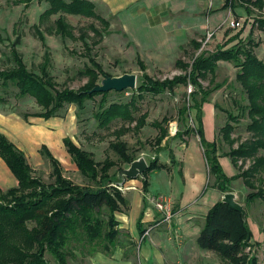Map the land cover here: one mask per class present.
Instances as JSON below:
<instances>
[{"label":"trees","instance_id":"1","mask_svg":"<svg viewBox=\"0 0 264 264\" xmlns=\"http://www.w3.org/2000/svg\"><path fill=\"white\" fill-rule=\"evenodd\" d=\"M45 1L48 9L41 15V22L60 14L50 33L61 36L63 40L77 39L65 15L94 18L105 28L109 25L97 14L95 5L90 1ZM236 1L225 0L224 7H236ZM247 2L264 8V0ZM246 9L249 11L248 7ZM259 24L263 27L264 20L259 21ZM34 28L43 45L48 48L40 26L34 25ZM91 28L94 32H99L93 25ZM81 39L89 48L85 39ZM236 39L238 43L232 47L220 46L214 53L201 51L190 64L178 60L176 65L184 73L173 78H153L146 72L144 63L139 60L143 74L138 76L136 89L123 91L131 90L136 93L128 103L108 104L107 97L115 90L89 93L99 85L102 77L107 75L102 66L91 58V66L81 73L87 78L81 88L59 89L48 68L49 53L46 52L45 62L41 64L39 73L30 70L23 55L16 48V44L21 42L20 36L12 44L8 68L0 69V81L5 90L14 87L18 90V96L29 95L42 108L39 112L25 114V117H59L66 105H76L82 111L88 100L101 96L94 115L100 127L108 128L113 122L121 120L124 123L136 122L137 130L146 125L147 118V115L135 117L137 99H143L147 94L158 96L165 92H174L180 85H192L193 90L189 94L192 105L184 104L180 114L185 117L192 109L196 110L197 125L192 131L199 137L209 177L214 179L212 187L223 194L233 192L232 182L241 178L248 188L256 189L253 178L264 175V156L260 155V152L264 151V61L258 58L253 47L244 45L240 33L236 35ZM194 46L197 50L201 48V44L197 42H194ZM220 61L233 63L238 69L236 81L241 85L248 101L244 111H247L250 118L247 129L252 134L250 139L236 146L237 142L232 137L234 124L227 123L221 129L223 139L231 147L228 153L222 155L230 157L234 165H238L240 160L252 161L247 169L232 177L226 174L220 162V157L223 156L219 154V139L211 142L204 134V105L220 85L206 89L201 80L206 79L208 75L215 76ZM2 101L5 99L0 96V102ZM229 117L233 122H237L239 118L233 114H229ZM168 122L166 118L163 120L165 124ZM154 126L160 130L156 139L157 156L149 160V167L141 177L144 193L149 191V175L156 170L167 168L159 163L158 153L166 148L162 144L170 132L160 123H154ZM125 132H116L118 139L110 144V148L118 154L122 163L131 165L137 157L129 152L128 143L121 140ZM188 132L178 130L175 137H182ZM64 145L78 170L90 184L79 185L67 178L61 162L47 147H43L42 152L51 161L54 181L44 183L34 175L26 154L0 133V157L18 180V186L7 191L0 187V264H51L46 258L47 254L51 255L55 264H70V260L76 257L78 251L92 255L101 251L100 248L107 253L116 248L122 234L117 214L130 208V201L119 188L124 177L110 172L117 165L116 161L109 157L102 162L97 161L92 152L78 145L71 137H65ZM171 162H175L174 155ZM124 179L129 180L126 177ZM257 198H264L263 186L255 193L248 194L246 201L251 203ZM146 208L147 200L144 199L143 210L137 222L141 235L145 232L142 220ZM253 238L254 233L248 220L220 200L207 213L197 245L201 249L216 253L224 264H258L257 258L246 252L247 247L252 245Z\"/></svg>","mask_w":264,"mask_h":264},{"label":"rangeland","instance_id":"2","mask_svg":"<svg viewBox=\"0 0 264 264\" xmlns=\"http://www.w3.org/2000/svg\"><path fill=\"white\" fill-rule=\"evenodd\" d=\"M240 2L245 7H249V12H251L249 15L251 17L249 18L243 17L244 19L242 20L241 17H237L235 19V21L239 20L243 22V29L247 28V32H245L241 39L244 45L253 47L258 58L264 61V26L261 27L259 24V21L264 20V8L255 7L250 2H247V0H237L235 5H238ZM47 9L48 5L45 0H33L32 2L27 0H0V69L8 68V58L11 56L12 44L20 36L21 42L16 44V48L23 55L24 61L30 70L39 73L41 64L45 62L46 52L49 53L50 61L48 68L59 89L71 88L78 90L81 88L87 82V78L81 73L86 67L91 66L89 62L90 58L97 61L102 66L104 72L107 73L106 76L109 77H119L124 74H136L138 77L143 74L139 62L140 59L131 51L130 45L126 46V43L118 39L117 35L110 34L99 20L82 16L65 15L67 22L73 27V32L77 39L67 38L63 40L61 36L50 33V29L54 28V22L60 14L53 15L48 20L41 22V15ZM34 25L40 26L48 48L43 45ZM91 25L99 32H94ZM81 37L88 43L89 48ZM210 40L206 44V40L201 41L202 45L199 50L194 49V47L191 48V50L184 53L185 58L182 60L190 64L201 51L214 53L220 46L225 47L226 45L223 43V45L217 46L216 44H212ZM143 63L146 67V72L155 79L173 78L176 75L184 73L176 64L158 66ZM218 65L215 76L208 75L206 79L201 81L203 87L206 89L216 88L217 85H220L210 95L208 102L210 106L207 109H211L212 111V123L214 122L215 124L214 136L216 140L219 139L220 141L221 148L219 154L222 155V153L226 154L231 150L230 145L223 139V132L221 131L227 123H232L235 126L232 137L237 142L236 146L250 139L252 134L247 129L250 118L247 111H244L248 105V101L241 85L236 81L238 69L233 63L226 61H220ZM190 88L193 90L192 85H180L174 92H165L158 96L147 94L143 99H137L134 111L135 117L140 118L143 115H147L146 125L140 130L136 129V122L124 123L121 120L113 122L108 128L100 127L94 115L98 110V103L102 99L101 96L88 100L85 109L82 111L76 105H66L61 111V116L57 117L59 118L57 121L63 122L64 120L66 122V130L64 131L60 127H55L53 132L56 134L49 129L44 131L30 129L32 126L28 122L29 116L25 117V114L39 112L42 108L37 105L33 97L29 95L18 96V90L14 87L5 90L1 85V81L0 96H3L5 101L0 103L1 107H5L4 104L7 103L5 108L21 114L22 118L25 119V125L28 126L27 129L32 134H34L33 132L38 134L36 142L39 145L36 146L33 143L32 147H30V151H28L34 153L28 154V161L33 168L34 175L46 184L52 183L54 179L52 178L53 167L51 161L43 154V147H47L53 156L61 162L64 175L67 178L79 185L90 184V181L80 173L72 160L64 145L65 138H62V135L68 134V136H71L78 145L92 152L95 159L99 162L104 161L108 157L116 161L117 165L110 172L111 174L120 175V172L129 168L130 165L122 163L118 154L110 148V144L118 139L116 132L126 131L121 140L128 143L129 152L135 154L137 160L145 158L148 163L149 160L157 156L156 150L158 145L156 139L160 130L154 126V123H160L164 128L167 127L168 129L172 123H176L178 130L183 133L187 130L189 131L182 137H172L169 133L168 138L162 144L166 148L158 153L159 163L167 166L164 170L168 174L163 171L159 177L156 176L157 182H162V180L167 178V175L168 180L171 181L172 176L176 175L182 184L183 179L181 174L183 172L193 173L196 169L198 172H202L203 170L200 160V157L202 159L201 153H203V150L198 135L192 131L197 125L196 110L192 109L185 117H182L180 114V110L184 104L192 105L189 98ZM135 96L136 93L131 90L125 92L113 91L108 95L107 101L108 104L112 102L128 103ZM229 114L238 116V121H231ZM204 117L206 121L204 124V134L205 138L208 139V136L209 138L213 136V124L210 123L209 114L208 112L206 114L205 110ZM165 118L169 120L168 124L163 123ZM57 134L59 135L58 140L53 137L52 142L49 141V138L55 135L58 136ZM18 138L17 140L20 143L21 141L24 142V136L20 135ZM27 140L30 142L31 137L28 136ZM56 143L59 145L56 146ZM172 155L175 157L174 163L171 162ZM260 155L264 156V151H261ZM177 159L184 161V169L181 174V167ZM251 163V160H247V162L240 160L238 165H234L230 157H224L222 166L226 174L232 177L242 172L243 169H247ZM205 167L208 172L207 165ZM156 171L159 172V170ZM156 171L154 172L156 173ZM136 179L140 180L141 177ZM262 180L263 183H261ZM253 182L256 185V189L248 188L244 183V179L240 178L232 182V189L233 193L236 194V200L244 205L246 210L245 219L248 220L254 233L252 245L247 247L246 252L250 256H255L258 264H264V198H257L251 203H247L246 201L248 194L255 193L261 186L264 187V175L256 176L253 178ZM213 184V177L206 175L202 190L205 192L206 188H208L207 192H209L208 190L212 191ZM123 187L121 190L125 195L127 191ZM156 188L154 187V190H157ZM129 210L130 208L118 213V219L132 223L135 217L130 213L131 210ZM199 216L203 217V215ZM195 220L197 225L203 224L202 218ZM162 225H152L153 228L149 236L153 238L157 232V228H160ZM123 231L126 230L122 229L121 233ZM149 236L142 241L141 237L138 238L134 248V253L137 257L141 256V251L144 252V248L152 247ZM197 248L198 250L194 252L196 254L194 257L198 259L200 264H224L216 253L201 249L198 246ZM99 250L103 251L102 248ZM192 256L193 253L188 258H192ZM46 258L51 264H55L50 254H47ZM182 258L184 259V257ZM142 259L143 261H139V264H148L147 256L143 255Z\"/></svg>","mask_w":264,"mask_h":264},{"label":"crops","instance_id":"3","mask_svg":"<svg viewBox=\"0 0 264 264\" xmlns=\"http://www.w3.org/2000/svg\"><path fill=\"white\" fill-rule=\"evenodd\" d=\"M87 1L93 3L97 14L108 22L109 25L106 29L110 34L117 35L118 39L126 43V46L130 45L131 51L142 62L158 66L176 64L178 60L184 59V53L193 47L196 49L194 42L200 43L204 41L209 32L214 33L210 40L212 44L219 46L225 43L226 47L234 46L238 43L236 35L240 33V38H242L247 32V28H231L229 25L230 21L235 20L237 17H241L242 20L245 17H251L249 16L251 12L246 9L247 6L245 7L243 3L240 2V5L238 4L236 7L229 6L225 8V0ZM6 104H4L5 107ZM208 106L210 105L206 103L204 110L206 114L208 112L209 121L212 123V111L207 109ZM5 107H1L0 103V133L7 136L28 158V154L34 153L29 152L33 143L36 146L39 145L36 142L38 134L35 132L32 134L27 129L28 126L25 125V119L22 118L21 114L10 111ZM58 119L56 117L46 120L29 116L28 122L32 126L30 129L34 130L44 131L49 129L53 132L55 127H60L61 130L65 131L66 122L64 120L59 122L57 121ZM203 123H206L205 117L203 118ZM212 124L213 136L207 137V140L211 142L215 140V124L214 122ZM20 135L24 136V142L20 140V143L17 140ZM28 136L31 137L30 142L27 140ZM53 137L58 140L59 135L52 136L49 141L52 142ZM63 137L71 136L66 134L62 135ZM55 145L58 146L59 144L56 143ZM201 154L202 172H198L196 169L193 173L185 171L187 174L184 172L181 174L184 169V161L177 159L181 167L182 184L176 175L172 176L173 179L171 178V181L168 180L167 175V178L162 180V182H157L156 176L159 177L163 171L168 174L164 169L149 175L150 187L147 193L143 192L141 179V181L139 179V181L137 179L123 181L120 186H124L123 188L127 191L125 192V197L130 201L131 211H129L135 219L132 223L118 219L120 222L119 228L126 231H123L119 237V242L115 249H111L109 253L98 251L92 255L82 254L78 251L76 252V257L70 260V264H139V261H143V255L147 256L148 264H167L183 260V262L189 264H200L198 259L194 257L196 255L194 252L198 250L197 239L207 213L224 196L223 193L215 188L212 191L208 190L209 192H207L208 188H206L205 192L202 190L205 176L209 175V173L205 167L204 154ZM224 157H220L222 165ZM228 168L230 169L229 166ZM229 175L231 174L229 173ZM17 186L18 180L0 157L1 189L7 191ZM154 187H157V190H154ZM158 196H166L172 201L176 215L171 223H165L160 228H157L153 238L149 236L152 247L144 248V252L141 251V256L137 257L134 253V248L138 238L142 236L137 227V222L143 210L144 199L147 200V208L142 220L143 229L145 230L152 226L155 220L160 217L151 202V198ZM199 215H203V217ZM198 218L203 219V224L197 225L195 219ZM191 253H193L192 258H188Z\"/></svg>","mask_w":264,"mask_h":264},{"label":"water","instance_id":"4","mask_svg":"<svg viewBox=\"0 0 264 264\" xmlns=\"http://www.w3.org/2000/svg\"><path fill=\"white\" fill-rule=\"evenodd\" d=\"M137 75L136 74H124L119 77H109L105 76L101 83L93 88L89 93L94 92H109V91H118L122 92L127 89H135L137 87ZM149 164L145 158L136 159L133 161L129 168L124 169L120 172V175L128 179H136L138 177H143L144 173L147 171ZM123 178L122 182L125 181ZM120 183V184H121ZM236 194L233 192L225 193L222 202L230 206L231 209L242 214V217L245 219L246 210L244 205L240 204L237 200Z\"/></svg>","mask_w":264,"mask_h":264},{"label":"built area","instance_id":"5","mask_svg":"<svg viewBox=\"0 0 264 264\" xmlns=\"http://www.w3.org/2000/svg\"><path fill=\"white\" fill-rule=\"evenodd\" d=\"M229 25L233 28H241L243 25L242 21H230ZM214 33L209 32L206 37V43L209 42V40L213 37ZM190 93L192 92V88H190ZM170 135H176L178 132V125L176 123H172L169 128ZM120 189L122 187H119ZM151 202L154 205L155 211L160 215L159 219L155 220L154 224L155 226L162 225L165 223H171L175 217V211L172 201L166 197V196H158L151 198ZM152 226L145 229V232L141 236V241L144 240L146 237H148L152 231ZM167 264H187L183 261H174Z\"/></svg>","mask_w":264,"mask_h":264}]
</instances>
